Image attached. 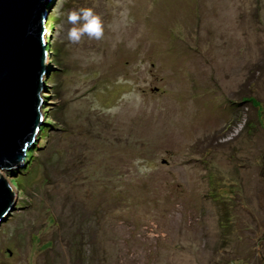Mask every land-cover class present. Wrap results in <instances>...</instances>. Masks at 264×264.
<instances>
[{"label": "rangeland", "instance_id": "rangeland-1", "mask_svg": "<svg viewBox=\"0 0 264 264\" xmlns=\"http://www.w3.org/2000/svg\"><path fill=\"white\" fill-rule=\"evenodd\" d=\"M81 7L103 39L68 42ZM44 14L48 131L0 169L14 196L0 264H264V0H52Z\"/></svg>", "mask_w": 264, "mask_h": 264}, {"label": "water", "instance_id": "water-1", "mask_svg": "<svg viewBox=\"0 0 264 264\" xmlns=\"http://www.w3.org/2000/svg\"><path fill=\"white\" fill-rule=\"evenodd\" d=\"M49 0H0V169L17 168L40 125L43 16ZM14 200L0 173V221Z\"/></svg>", "mask_w": 264, "mask_h": 264}, {"label": "clouds", "instance_id": "clouds-1", "mask_svg": "<svg viewBox=\"0 0 264 264\" xmlns=\"http://www.w3.org/2000/svg\"><path fill=\"white\" fill-rule=\"evenodd\" d=\"M66 23L70 25L66 31V38L71 44H79L83 38L101 40L104 37V24L101 17L90 7L69 10Z\"/></svg>", "mask_w": 264, "mask_h": 264}, {"label": "trees", "instance_id": "trees-1", "mask_svg": "<svg viewBox=\"0 0 264 264\" xmlns=\"http://www.w3.org/2000/svg\"><path fill=\"white\" fill-rule=\"evenodd\" d=\"M52 2V0H49V2H48V4L49 3H51ZM48 4H47V6H48ZM56 16H55V14H52V16H51V19H50V25H53L54 23H55V21H56V18H55ZM53 52H55V53H57L58 52V50H57V48H55V47H53V48H50V47H48V45H47V47H45V49H44V53L45 54H49V53H53ZM51 80H52V84L55 82V74L53 73H51ZM48 92V91H47ZM50 95V92H49V94H47V95H41V97L42 98H47L48 96ZM48 109V108H47ZM47 109H45V110H43L42 112H46V110ZM45 116L43 115V118H44ZM48 118V117H47ZM45 120H47V119H45ZM47 122V121H46ZM45 123V122H44ZM39 131H40V136L41 135H43V134H45L46 135V133H47V131H48V129L46 128V127H44V126H40L39 127ZM33 150H35V149H33ZM32 152L33 151H31V152H27V154L25 155V158L27 159V158H29L30 156H31V154H32ZM25 159V160H26Z\"/></svg>", "mask_w": 264, "mask_h": 264}]
</instances>
